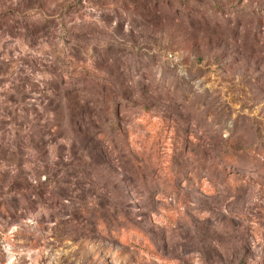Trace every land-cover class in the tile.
Masks as SVG:
<instances>
[{
  "label": "rangeland",
  "instance_id": "rangeland-1",
  "mask_svg": "<svg viewBox=\"0 0 264 264\" xmlns=\"http://www.w3.org/2000/svg\"><path fill=\"white\" fill-rule=\"evenodd\" d=\"M0 264H264V0H0Z\"/></svg>",
  "mask_w": 264,
  "mask_h": 264
}]
</instances>
